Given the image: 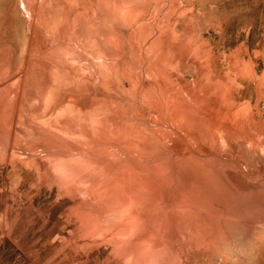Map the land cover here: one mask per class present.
Returning a JSON list of instances; mask_svg holds the SVG:
<instances>
[{"label": "rangeland", "instance_id": "374dc122", "mask_svg": "<svg viewBox=\"0 0 264 264\" xmlns=\"http://www.w3.org/2000/svg\"><path fill=\"white\" fill-rule=\"evenodd\" d=\"M0 264H264V0H0Z\"/></svg>", "mask_w": 264, "mask_h": 264}, {"label": "bare ground", "instance_id": "6f19581e", "mask_svg": "<svg viewBox=\"0 0 264 264\" xmlns=\"http://www.w3.org/2000/svg\"><path fill=\"white\" fill-rule=\"evenodd\" d=\"M165 205H167V204H165ZM165 205H163V206H165ZM166 208H167V207H166ZM142 215H143V214H142ZM139 221H140V220H139ZM150 221H151V220H150ZM163 223H164V222H163ZM165 223H166V222H165ZM161 224H162V223H161ZM161 224H160V225H161ZM137 226H138V225H137ZM146 227H147V226H146ZM159 228H160V227H159ZM164 228H165V227H164ZM164 228H163L162 230H164ZM199 228H200V230H202L203 227H202V228L199 227ZM147 229H148V227H147ZM160 229H161V228H160ZM196 229H197V228H196ZM150 230H151V229H150ZM150 230H149V232H150ZM108 231H109V230H108ZM196 231L198 232L199 230H196ZM156 232H157V231H156ZM158 232H159V231H158ZM192 233H193V232H192ZM201 233H202V232H201ZM149 234H150V233H149ZM190 234H191V233H190ZM195 234H196V233H195ZM195 234L193 233L192 235L195 236ZM197 234H198V233H197ZM197 234H196V235H197ZM143 235H144V234H143ZM143 235H142V236H143ZM203 235H205V237H206V233H204ZM211 235H212V234H211ZM144 236L147 237L148 235H147V236L144 235ZM190 236H191V235H190ZM200 236H201V235H200ZM208 236H209V235H208ZM157 237H158V235L156 236V238H157ZM192 237H193V236H192ZM210 237H211V236H210ZM136 238H137V237H136ZM197 238H198V237H197ZM197 238H196V239H197ZM208 238H209V237H208ZM208 238H207V239H208ZM149 239H150V238H149ZM203 239H204V237H203ZM191 240H192V239H191ZM200 241H201V240H200ZM204 241H205V240H204ZM204 241H203V242H204ZM196 242H197V241H196ZM197 244H198V243H197ZM198 245H199V244H198Z\"/></svg>", "mask_w": 264, "mask_h": 264}]
</instances>
